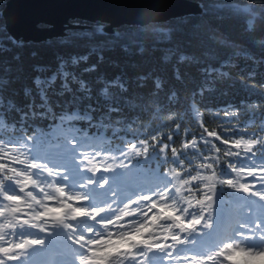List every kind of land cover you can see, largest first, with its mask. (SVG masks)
Returning <instances> with one entry per match:
<instances>
[{
    "label": "snow or ice",
    "instance_id": "6c2138e0",
    "mask_svg": "<svg viewBox=\"0 0 264 264\" xmlns=\"http://www.w3.org/2000/svg\"><path fill=\"white\" fill-rule=\"evenodd\" d=\"M201 7L205 12L211 8L210 5ZM0 33V55L11 54L12 59L18 61L20 57L14 49L23 47L24 42L12 35L6 25ZM92 34L107 39L93 46L87 55L59 57L58 68L50 75H41L47 71L44 67L34 68L38 74L33 79V87L24 90L30 100L23 106H17L4 95L11 79H18L23 69H15L17 75L13 77L10 62L2 61L8 78H0V127L6 113H15L20 130L25 134L7 140L0 137V264H26L34 250L45 245L44 239L33 238L26 230L51 234L57 226L71 232L68 239L82 248V264H149L148 254L155 252H163L168 264H264V222L259 219L251 224L238 223L234 238L208 255L180 252L182 246L192 242L190 234L212 228L220 187L264 202V111L260 113L258 130L251 133L243 130L246 124L234 123L240 109L227 104L217 109L224 115L222 123L229 126L225 131L209 130L201 120L202 134L198 137L186 134L191 138H186L178 148L174 146V137L178 136L182 122L177 123L174 118L176 128L171 133L159 136L154 132L151 139L140 138L132 131L135 118L129 119L126 115L130 108L136 107L128 96L133 83L142 89L145 82L151 80L153 96H159L169 86L158 75L153 79V74L139 76L133 82L123 75L112 79L98 77V82L103 84L105 103L101 106L99 101L93 102V85L85 74L97 71L105 60L103 53L115 47L121 34L114 32L109 36L103 24ZM122 49L129 52L127 44L122 45ZM139 51L143 52V48ZM92 54L97 56V63L81 69L79 65L86 64ZM244 55L254 64H264V59L257 61L247 53ZM164 59L167 60L168 55ZM186 59L181 55L179 62ZM228 63L202 67L200 72L205 85L217 76H228L222 71ZM254 72V68L248 72L249 79ZM174 77L178 81L182 79L178 67L174 68ZM206 90L201 86L198 94L203 95ZM52 96L58 98V107L89 101L82 114L74 112L80 121L86 122L89 132L95 135L92 130L104 129L106 133L110 130L112 138L123 133L125 140L126 146L114 154L102 152L95 146L78 153L80 170L87 172L90 179L72 186L63 168L50 169L30 155L29 145L34 133L29 125L54 115L50 105ZM166 98L171 104L178 101V94L171 90ZM152 155L164 162L163 174L168 177V183L135 200L113 205L107 209L112 214L99 219L102 209L89 206L86 192L96 184L95 177L118 166H130L133 157L147 161ZM165 165L170 166L165 169ZM105 183L106 180L100 181L101 186ZM81 219L91 220L96 227L89 226L80 233L76 224Z\"/></svg>",
    "mask_w": 264,
    "mask_h": 264
},
{
    "label": "trees",
    "instance_id": "16d2710c",
    "mask_svg": "<svg viewBox=\"0 0 264 264\" xmlns=\"http://www.w3.org/2000/svg\"><path fill=\"white\" fill-rule=\"evenodd\" d=\"M6 1L0 0V29L5 25L2 10ZM189 1L198 3V14L161 23L122 26L115 29H109L103 23L77 21L73 24L84 26L82 29H69L62 37L45 41L24 42L23 47L14 49L15 54L20 57L18 61L13 60L11 54L0 55V78H8L3 71L2 61L5 59L14 70L13 77L17 75L15 69H23L18 79H11L4 95L14 100L17 106L27 104L30 97L25 96L24 90L33 87V79L38 74L34 68L44 67L47 71L41 75H50L57 70L59 57L67 59L70 55L89 54L93 46L107 39L92 34L99 24H103L109 36L119 32L121 38L114 48L103 53L105 60L98 65L97 71L85 74L93 85V102L99 101L101 106L105 103L103 84L98 82V77L112 79L123 75L133 82L139 76L153 74V79L158 75L169 86L159 96H153L151 80L146 81V86L142 89L133 83L128 96L136 107L130 108L126 115L129 119L135 118L132 131L138 133L140 138L151 139L154 132L159 136L171 133L176 128L174 118L177 123L182 122L178 136L174 137V146L178 148L186 138H191L186 137V134H194L197 137L202 134L201 120L209 130L225 131L229 126L222 123L224 115L217 112V109L227 104L236 105L240 109L235 124H246L247 127L243 130L249 133L257 131L260 113L264 111V64H254L244 54L255 57L257 61L264 59V0ZM203 5H210V10L202 11ZM88 26H93L94 29L89 30ZM124 44L129 46V52L123 51ZM141 47L143 52L139 51ZM165 55H168L167 60L164 59ZM181 55L187 57L183 62H179ZM225 61L229 63L222 71L227 72L228 76H217L213 82L205 85L200 69L206 65L219 67ZM94 63H97V56L92 54L87 63H81L79 67L82 69ZM176 67L182 76L179 81L174 77ZM253 68L254 75L249 79L248 72ZM201 86L207 89L203 95L198 94ZM171 90L177 92L178 101L170 104L166 93ZM58 102V98L52 96L50 105L54 115L47 119L35 120L29 125L30 131L34 133L29 145L31 159L50 169H68L73 180L83 176L88 180L89 174L83 173L77 163L78 153L95 146L102 152L114 154L117 149L126 146L123 133L118 138H112L110 130L106 133L104 129H95L92 131L96 134L92 135L86 122L80 121L74 113L79 111L82 114L89 101L71 105L60 104L59 107ZM72 113V116L67 115ZM17 121L15 113H6L4 124L0 127V137L7 140L25 134L21 132ZM131 159L130 166H118L101 174L103 176L95 177L106 180L101 192L103 197L110 199L108 208L135 200L142 194L159 190L168 183V177L163 174L164 162L158 160L155 155L147 161L134 157ZM169 166L165 165V169ZM217 196L220 197V203L212 216V228L190 234L189 239L192 242L182 246L181 253L208 255L222 243L234 238L238 223L251 224L257 219L264 222V202L255 197L223 187L219 188ZM26 232L34 236L33 238L46 237V234L36 230ZM66 232L49 234L50 241L46 249L34 250L32 258L26 264H58L60 260L70 258L74 251L65 243ZM148 255L149 264H168L163 252Z\"/></svg>",
    "mask_w": 264,
    "mask_h": 264
},
{
    "label": "water",
    "instance_id": "95a60500",
    "mask_svg": "<svg viewBox=\"0 0 264 264\" xmlns=\"http://www.w3.org/2000/svg\"><path fill=\"white\" fill-rule=\"evenodd\" d=\"M199 12L198 3L189 0H7L2 17L12 35L36 43L80 27L71 22L103 23L115 29L161 23Z\"/></svg>",
    "mask_w": 264,
    "mask_h": 264
},
{
    "label": "rangeland",
    "instance_id": "374dc122",
    "mask_svg": "<svg viewBox=\"0 0 264 264\" xmlns=\"http://www.w3.org/2000/svg\"><path fill=\"white\" fill-rule=\"evenodd\" d=\"M73 23H76V22H71V24H73ZM70 29H82V27L80 26V27H75V28H70ZM88 29L89 30H93L94 28L92 26V28H88ZM67 30H69V29H67ZM65 171H66V173H67V175L69 177V181L68 182H69V185L70 186L75 185V184H78L81 181H86L85 180L86 179V176H83L82 178H79L78 177L77 179L73 180V179L70 178V175H71L69 173L70 170L67 169ZM83 173H85V172L83 171ZM101 176H103V175H101ZM101 180H103V179H96L97 185H93V186L87 188L86 189V192H87V195L89 197V202H88L89 203V206L90 207L91 206H94V207H97V208H101L102 209V213H101L99 219L103 220V219H106L108 216H110L112 213L107 210V208H108L107 207V204L110 202V199L109 198H106L105 196L103 197L104 194H102V192H101L102 186L100 185V181ZM98 185H99V187H98ZM218 203H220V197L219 196L216 197V206H217ZM89 226L95 228L96 227V224L93 223L91 220H84V219L79 220L77 222V224H76V228L79 230L80 233H84L85 228H87ZM62 231H65L66 232L67 230H65L62 226H57L53 230V233H56L57 232L58 234H60V232H62ZM66 234H68V235H66ZM66 234H65V237H66L65 243L74 252H73V255H70V258H67V259L65 258V260H60V259L57 258L58 260H60L58 262V264H82V261L80 259V257L84 254L82 248L79 247L78 245H76L75 243H73L72 241H70L68 239V236L69 235H72L71 232L67 231ZM36 238H38V239H44L45 240V245L41 246L37 250L46 249L45 247L48 245V242L50 241L49 234H46V237H41V236L38 237L37 236ZM165 263L167 264V262H161V264H165Z\"/></svg>",
    "mask_w": 264,
    "mask_h": 264
},
{
    "label": "bare ground",
    "instance_id": "6f19581e",
    "mask_svg": "<svg viewBox=\"0 0 264 264\" xmlns=\"http://www.w3.org/2000/svg\"><path fill=\"white\" fill-rule=\"evenodd\" d=\"M105 25H107V24H105ZM71 27H73V26H71ZM48 40V39H47ZM45 41V40H44ZM40 42V41H39Z\"/></svg>",
    "mask_w": 264,
    "mask_h": 264
}]
</instances>
